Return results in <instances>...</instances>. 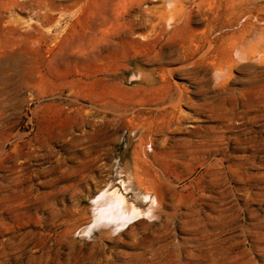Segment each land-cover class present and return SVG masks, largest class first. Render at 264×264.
I'll use <instances>...</instances> for the list:
<instances>
[{"label": "rangeland", "instance_id": "1", "mask_svg": "<svg viewBox=\"0 0 264 264\" xmlns=\"http://www.w3.org/2000/svg\"><path fill=\"white\" fill-rule=\"evenodd\" d=\"M0 264H264V0H0Z\"/></svg>", "mask_w": 264, "mask_h": 264}, {"label": "bare ground", "instance_id": "2", "mask_svg": "<svg viewBox=\"0 0 264 264\" xmlns=\"http://www.w3.org/2000/svg\"><path fill=\"white\" fill-rule=\"evenodd\" d=\"M113 205V204H112ZM114 206V205H113ZM113 208V207H112ZM107 211V210H106ZM111 213V212H110ZM113 213V212H112ZM115 215V214H114ZM116 216V215H115ZM118 217V216H117ZM111 218H112V216H111Z\"/></svg>", "mask_w": 264, "mask_h": 264}]
</instances>
